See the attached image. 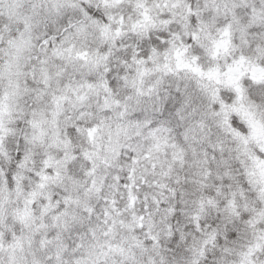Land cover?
<instances>
[{
    "label": "clouds",
    "instance_id": "obj_1",
    "mask_svg": "<svg viewBox=\"0 0 264 264\" xmlns=\"http://www.w3.org/2000/svg\"><path fill=\"white\" fill-rule=\"evenodd\" d=\"M0 264H264V0H0Z\"/></svg>",
    "mask_w": 264,
    "mask_h": 264
}]
</instances>
